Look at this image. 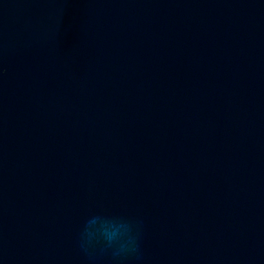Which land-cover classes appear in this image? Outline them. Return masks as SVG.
I'll list each match as a JSON object with an SVG mask.
<instances>
[{
	"label": "water",
	"instance_id": "water-1",
	"mask_svg": "<svg viewBox=\"0 0 264 264\" xmlns=\"http://www.w3.org/2000/svg\"><path fill=\"white\" fill-rule=\"evenodd\" d=\"M0 264H264V0H0Z\"/></svg>",
	"mask_w": 264,
	"mask_h": 264
}]
</instances>
